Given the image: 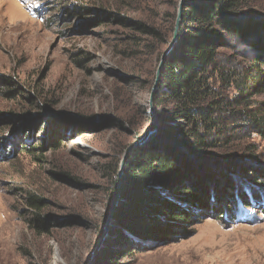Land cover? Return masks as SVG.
Instances as JSON below:
<instances>
[{
	"label": "rangeland",
	"instance_id": "1",
	"mask_svg": "<svg viewBox=\"0 0 264 264\" xmlns=\"http://www.w3.org/2000/svg\"><path fill=\"white\" fill-rule=\"evenodd\" d=\"M180 1L0 0V264H94L106 246L127 250L119 264H264L257 133L235 142L242 170L211 175L227 160L193 162L201 202L183 225L119 213L126 150L160 138L148 132L150 96ZM256 4L262 17L264 0ZM251 98L264 100V89ZM35 212L47 231L31 226Z\"/></svg>",
	"mask_w": 264,
	"mask_h": 264
},
{
	"label": "trees",
	"instance_id": "2",
	"mask_svg": "<svg viewBox=\"0 0 264 264\" xmlns=\"http://www.w3.org/2000/svg\"><path fill=\"white\" fill-rule=\"evenodd\" d=\"M257 1L183 0L177 37L154 93L160 138L135 146L127 155L119 213L151 211L163 215L167 224L183 225L193 216L190 208L201 200L193 183V162L208 170L202 166L208 160H227L210 174L235 172L241 168L233 163L239 159L234 154L241 133L254 132L264 139V100L251 98L264 89V15L254 17L251 12ZM170 190L184 206L170 201L164 193ZM240 197L250 205L244 193ZM27 203L37 211L44 206L33 194ZM136 204L140 207L132 212ZM30 224L48 230L37 212ZM126 251L106 246L94 264H119Z\"/></svg>",
	"mask_w": 264,
	"mask_h": 264
},
{
	"label": "water",
	"instance_id": "3",
	"mask_svg": "<svg viewBox=\"0 0 264 264\" xmlns=\"http://www.w3.org/2000/svg\"><path fill=\"white\" fill-rule=\"evenodd\" d=\"M183 8V0L180 1L179 3V7H178V11H177V17H176V21H175V27H174V31H173V35H172V38L169 42V44L167 45V47L163 50L162 54H161V57H160V60H159V63H158V66H157V70H156V75H155V80H154V84L152 86V90H151V96H150V99L151 101L153 100L154 98V92L156 90V87H157V84H158V81H159V77H160V70H161V67L163 65V62H164V59H165V56L169 53V51L171 50L175 40H176V37H177V33H178V27H179V22H180V17H181V10ZM150 113L152 114V125L150 126L148 132H154L157 130V126H158V118H157V113L156 111L152 108ZM136 146V144H131L128 149L126 150V153L123 157V160L121 162V165H124L125 164V158L127 157V155L130 153V151ZM116 201H117V198H115L113 200V203H112V206L110 208V213L107 217V221L106 223H108L109 219H110V216H111V213L115 207V204H116Z\"/></svg>",
	"mask_w": 264,
	"mask_h": 264
}]
</instances>
